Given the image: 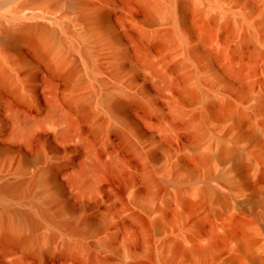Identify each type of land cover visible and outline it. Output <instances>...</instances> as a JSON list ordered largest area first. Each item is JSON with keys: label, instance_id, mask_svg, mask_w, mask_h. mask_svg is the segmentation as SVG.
I'll use <instances>...</instances> for the list:
<instances>
[{"label": "rangeland", "instance_id": "obj_1", "mask_svg": "<svg viewBox=\"0 0 264 264\" xmlns=\"http://www.w3.org/2000/svg\"><path fill=\"white\" fill-rule=\"evenodd\" d=\"M183 1L0 0V264H260L264 0Z\"/></svg>", "mask_w": 264, "mask_h": 264}, {"label": "bare ground", "instance_id": "obj_2", "mask_svg": "<svg viewBox=\"0 0 264 264\" xmlns=\"http://www.w3.org/2000/svg\"><path fill=\"white\" fill-rule=\"evenodd\" d=\"M178 1L181 4L184 2L183 0H178ZM84 15L92 18V20H94L95 22H97L101 18V14L99 12L90 13L89 11L88 12L85 11ZM5 30H7V33H8L7 36L11 41H15V40H19V39H22V38H25L28 36H32L34 39H36L38 44L43 43L46 35L48 34V32H46V30H47L46 27L44 25L39 24V23L21 24V25H18L17 27H7ZM117 103H118V101H114V104H117ZM226 105L228 107H230V103L228 101L226 102ZM216 143L218 146L219 153H226V152L236 153V150H234L232 148L229 149V148H226L224 146L222 138L216 139ZM0 192L13 193L15 195L23 194V190L21 189V187L18 184H11V185L4 184L0 187ZM200 192L206 193V194H209L212 196H218L215 189H213L212 187H210L208 185H203L200 188ZM35 212H37L38 214H41V216L42 215L45 216L44 211L38 205H35V204H33L29 209L20 211V214L22 217H24V219L29 224L33 225L34 223H36L35 219L33 218V214H35ZM6 222L7 223H5L4 230L2 232V235L4 237H8L10 235V230L13 229V227L10 226L9 221H6ZM252 242H253V237L250 233L244 232L239 236L238 255L234 257V260H233L234 264L238 263V261L242 255L249 254L251 252L250 250H251ZM172 244H173V242H172ZM171 247H173L174 249H178L179 245H178V243L175 242L173 244V246H171ZM189 247L190 248L188 251H190L191 253L202 254V253H206L209 250V246H196V245L192 244V246H189ZM251 254H253V253H251ZM259 256H261V255H259ZM254 258L257 259L260 262V264H264V257L263 256H261V257H255L254 256ZM195 264H201V263H195Z\"/></svg>", "mask_w": 264, "mask_h": 264}]
</instances>
